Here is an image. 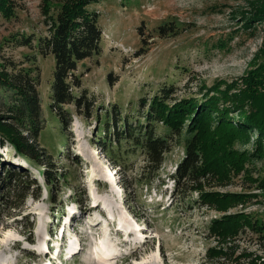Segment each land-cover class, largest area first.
<instances>
[{
	"label": "rangeland",
	"instance_id": "1",
	"mask_svg": "<svg viewBox=\"0 0 264 264\" xmlns=\"http://www.w3.org/2000/svg\"><path fill=\"white\" fill-rule=\"evenodd\" d=\"M251 1L92 3L89 10L97 13L102 32L101 50L78 62L79 87L72 88L75 95L93 102L90 110L74 103L58 109L53 101L54 61L39 51V39L47 35L44 1L14 0L11 16L0 13V65L8 73L23 72L33 79L40 108L29 133L35 136L39 159L19 156L0 137V264H97L94 254L105 240L111 243V259L102 264H207L205 253L216 245L208 236V226L219 213L201 205L198 191L190 184L175 180L185 154L183 139L173 137L171 149L157 165L149 163L143 148L130 144L120 132L125 122L148 123L144 116L150 101L163 89H170L171 99H200L203 86L241 78L254 63L263 37L260 24H242L240 14L248 11ZM48 3L49 13L55 14L59 0ZM17 98L14 89L0 87L2 116L8 114L2 102L10 104ZM118 118L125 121L107 130ZM23 124L20 128L27 129L30 121ZM152 127L158 136L168 134L157 120H152ZM102 137L112 141L109 148L117 172H111L125 199L120 205L109 191L112 180L105 166L112 161L99 145ZM234 146L252 151L251 143ZM247 167L253 178H264V156L251 158ZM4 170L11 174V186ZM48 170L56 176L52 185L43 173ZM19 176L26 180L20 191L23 198L13 193ZM100 177L102 183L96 182ZM204 188L259 194L245 211L264 220V194L243 173L228 185L210 180ZM88 197L105 205L112 218L91 206ZM237 209L240 206L232 210ZM119 225L132 228L134 234H121L116 231ZM141 235L146 238L143 246L138 245ZM234 242L237 253L247 250L264 259V239L256 233L246 230ZM132 253L137 256L124 258Z\"/></svg>",
	"mask_w": 264,
	"mask_h": 264
},
{
	"label": "trees",
	"instance_id": "2",
	"mask_svg": "<svg viewBox=\"0 0 264 264\" xmlns=\"http://www.w3.org/2000/svg\"><path fill=\"white\" fill-rule=\"evenodd\" d=\"M43 1L48 25L47 35L39 39V51L43 56H52L54 61L53 101L58 109L64 104L74 103L90 110L93 102H87L84 95H75L72 88L79 87L75 74L78 62L99 54L101 50L102 32L97 23L98 16L95 11L89 10V6L98 0H59L55 14L49 13V0ZM14 7V0H0V13L5 17L12 15ZM240 17L247 27L260 24L263 28L262 43L253 57L254 63L241 78L203 86L205 92L200 99L195 96L171 99L167 96L170 89H163L150 101V111L144 116L148 123L138 121L134 126L125 122L120 132V136L127 138L130 144L143 148L149 163L157 165L171 149L172 138L183 139L185 154L177 165L175 180L183 179L190 184L191 189L198 191L200 204L219 213L208 226V236L216 241V245L205 253L207 264L264 263V259L256 253L247 250L237 253L238 246L234 242L246 230L264 239V220L254 219L251 212L245 211L247 203L259 194L204 188L210 180L217 181L220 186L228 185L234 176L243 173L255 189L264 194V178H253L247 167L251 158L264 156V0L251 1L248 11L242 12ZM32 81L30 76L24 77L23 72L8 73L0 65V87L12 88L20 96L17 102L16 99L10 104L2 102L8 114H0V137L8 141L19 156L39 159L33 142L35 136L29 134L40 110ZM26 119L30 125L27 129L20 128ZM152 120L161 122L168 134L156 135ZM105 121L109 123L108 119ZM114 121L113 125H107V130L111 127L115 130L116 123L125 120L118 118ZM102 138L99 140L100 147L116 164V157L111 155L109 148L112 141ZM236 142L251 143L252 151L235 148ZM52 171L43 172L49 185L55 182L56 176ZM4 174L11 186L10 172L4 170ZM24 182L26 180L19 176L13 184L16 198H23L20 191ZM123 185L126 187L124 182ZM238 206L240 209L232 210Z\"/></svg>",
	"mask_w": 264,
	"mask_h": 264
},
{
	"label": "bare ground",
	"instance_id": "3",
	"mask_svg": "<svg viewBox=\"0 0 264 264\" xmlns=\"http://www.w3.org/2000/svg\"><path fill=\"white\" fill-rule=\"evenodd\" d=\"M105 170H106L107 174L111 175V180H112L111 184L109 186V191L112 192L113 195L117 197V203L116 204L120 205L121 204L120 197L122 196V194L119 192L120 185H118V183H117L118 181H116V180L114 181V176L111 172V170H113V169L105 166ZM97 179L102 180V177L97 178ZM94 200L98 201L97 199H94ZM103 207H105L107 210V213H105V215L111 217V213L108 212V208L105 205L101 206V208H103ZM119 224H121V219L119 220ZM116 231L123 233L127 237L130 236L131 234H134L132 228H131V230H127L122 225H119ZM141 239H143L142 235H141ZM145 240H146V238H145ZM145 240L143 241V244H141L140 246H143L146 243ZM61 244H65V243H61ZM110 250H111V243L109 241L105 240V241L101 242L100 252L95 251V254H94V259H96L97 264H102L104 262H107V260L111 259V256L109 257V254H108L110 252ZM92 252L94 253V251H92ZM131 255L134 257V256H137V253L126 254V256H124V258H126V260H128V257H130Z\"/></svg>",
	"mask_w": 264,
	"mask_h": 264
}]
</instances>
